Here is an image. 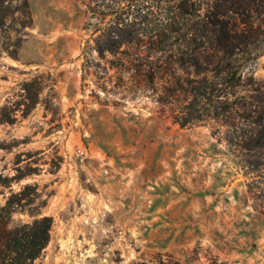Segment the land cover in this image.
I'll return each mask as SVG.
<instances>
[{"label": "rangeland", "instance_id": "obj_1", "mask_svg": "<svg viewBox=\"0 0 264 264\" xmlns=\"http://www.w3.org/2000/svg\"><path fill=\"white\" fill-rule=\"evenodd\" d=\"M22 1L0 30V108L9 115L35 76L44 90L0 124V176L36 174L0 184V208L35 185L7 224L52 218L32 264H264V173H247L213 122L180 127L149 94L98 91L82 56L89 0Z\"/></svg>", "mask_w": 264, "mask_h": 264}, {"label": "trees", "instance_id": "obj_2", "mask_svg": "<svg viewBox=\"0 0 264 264\" xmlns=\"http://www.w3.org/2000/svg\"><path fill=\"white\" fill-rule=\"evenodd\" d=\"M11 5L0 0V30ZM86 9L83 66L94 70L98 91L149 94L180 127L213 122L241 167L264 173V81L255 77L264 52V0H89ZM27 19L22 28L31 26L29 12ZM43 90L41 76L23 82L22 102L11 115L1 107L0 124H13L19 112L27 116ZM18 172L0 176V184L36 174ZM34 188L25 185L0 208V264H32L49 243L52 218L37 211H27L31 222L7 229L16 205L25 212L34 203L25 200Z\"/></svg>", "mask_w": 264, "mask_h": 264}]
</instances>
